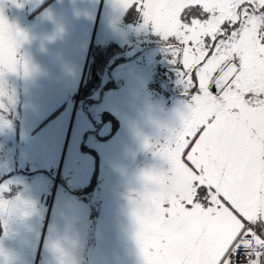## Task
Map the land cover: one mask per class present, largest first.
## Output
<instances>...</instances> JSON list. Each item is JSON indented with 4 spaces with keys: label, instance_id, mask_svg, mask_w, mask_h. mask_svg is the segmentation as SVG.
Instances as JSON below:
<instances>
[{
    "label": "crops",
    "instance_id": "crops-1",
    "mask_svg": "<svg viewBox=\"0 0 264 264\" xmlns=\"http://www.w3.org/2000/svg\"><path fill=\"white\" fill-rule=\"evenodd\" d=\"M0 12L23 34L18 70L0 77V100L11 106L0 108V200L9 209L0 210V264H144L133 212L151 187L144 174L170 167L156 154L168 139L152 143L135 106L142 93L124 91V81L109 77L104 87L117 92L105 99L100 86L80 94L94 46L116 42L126 59L103 75L128 61L138 14L118 0H0ZM90 184L84 196L71 192Z\"/></svg>",
    "mask_w": 264,
    "mask_h": 264
},
{
    "label": "snow or ice",
    "instance_id": "snow-or-ice-1",
    "mask_svg": "<svg viewBox=\"0 0 264 264\" xmlns=\"http://www.w3.org/2000/svg\"><path fill=\"white\" fill-rule=\"evenodd\" d=\"M118 4L156 33L188 98L156 146L170 167L144 174L133 212L144 264H264V0ZM22 35L0 12V77Z\"/></svg>",
    "mask_w": 264,
    "mask_h": 264
},
{
    "label": "rangeland",
    "instance_id": "rangeland-1",
    "mask_svg": "<svg viewBox=\"0 0 264 264\" xmlns=\"http://www.w3.org/2000/svg\"><path fill=\"white\" fill-rule=\"evenodd\" d=\"M137 17L139 19L128 26L129 32L126 26L120 28L129 36L126 42L128 47L122 54L128 61L112 70L110 76L107 73L103 75L97 93L98 97L105 99L106 95L117 92L112 86L102 90L109 77L115 82L124 81V91L130 88L129 91L142 93L143 99H136L135 106L138 108L139 104H143L144 119L152 132V143L160 142L181 127V114L187 113L188 98L183 85L179 83L175 66L169 61L168 53L161 46L156 33L150 27H142V19L139 15ZM0 103L4 105L3 108L11 107L3 100ZM13 106L17 109L16 101H13ZM96 108L99 107H91L93 114L98 113Z\"/></svg>",
    "mask_w": 264,
    "mask_h": 264
},
{
    "label": "trees",
    "instance_id": "trees-1",
    "mask_svg": "<svg viewBox=\"0 0 264 264\" xmlns=\"http://www.w3.org/2000/svg\"><path fill=\"white\" fill-rule=\"evenodd\" d=\"M120 52L121 46L116 42H109L105 45L93 47L86 71V77L81 88V94L85 96L95 93L94 91L100 86L103 73L116 64L126 60L120 56ZM110 85L111 84L108 83L105 87ZM91 188L92 184L83 189H71V192L78 196H84Z\"/></svg>",
    "mask_w": 264,
    "mask_h": 264
},
{
    "label": "clouds",
    "instance_id": "clouds-1",
    "mask_svg": "<svg viewBox=\"0 0 264 264\" xmlns=\"http://www.w3.org/2000/svg\"><path fill=\"white\" fill-rule=\"evenodd\" d=\"M2 210H3V211H8V210H9V209H8V206L4 207ZM53 250H54V251H57V252H59V251L61 250V249H60V245H59L58 242H54V243H53Z\"/></svg>",
    "mask_w": 264,
    "mask_h": 264
},
{
    "label": "built area",
    "instance_id": "built-area-1",
    "mask_svg": "<svg viewBox=\"0 0 264 264\" xmlns=\"http://www.w3.org/2000/svg\"><path fill=\"white\" fill-rule=\"evenodd\" d=\"M58 179H59V178L57 177V179H56V184L58 183Z\"/></svg>",
    "mask_w": 264,
    "mask_h": 264
}]
</instances>
